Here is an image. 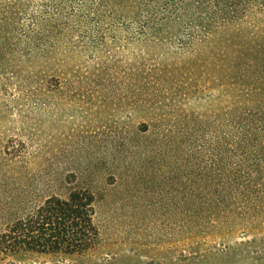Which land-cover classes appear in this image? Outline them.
Wrapping results in <instances>:
<instances>
[{
  "label": "rangeland",
  "instance_id": "rangeland-1",
  "mask_svg": "<svg viewBox=\"0 0 264 264\" xmlns=\"http://www.w3.org/2000/svg\"><path fill=\"white\" fill-rule=\"evenodd\" d=\"M97 13L93 0H0V181L12 189L49 161L74 170L99 231L82 257L12 264H264V217H205L207 187L188 175L247 103L219 76L216 40L153 44ZM239 26L261 45L264 6Z\"/></svg>",
  "mask_w": 264,
  "mask_h": 264
},
{
  "label": "trees",
  "instance_id": "trees-1",
  "mask_svg": "<svg viewBox=\"0 0 264 264\" xmlns=\"http://www.w3.org/2000/svg\"><path fill=\"white\" fill-rule=\"evenodd\" d=\"M93 2L98 16L107 13L111 19L109 28L125 27L142 41L160 44L175 38L183 49L195 51L207 47L211 39L216 40L210 48L216 52L221 65L219 76L223 81L236 84L242 92V102L247 103L228 112L223 120L214 139L215 152L209 155V164L201 166L191 160L188 175L191 184L207 187L204 195L199 196L208 203L202 210L205 217L263 218L264 41L261 45L247 42L239 26L252 11L261 10L263 2ZM238 45L246 51L242 49L241 54L235 56L233 50ZM54 163L37 165L23 183L16 182L12 189L1 178L0 262L8 260L7 263L12 264L30 254L52 255L63 261L66 257H82L95 248L99 238L95 195L88 188L73 187L76 172L70 170L59 175L58 170L63 168Z\"/></svg>",
  "mask_w": 264,
  "mask_h": 264
}]
</instances>
